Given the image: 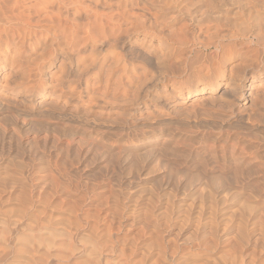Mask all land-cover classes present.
<instances>
[{"label":"rangeland","instance_id":"obj_1","mask_svg":"<svg viewBox=\"0 0 264 264\" xmlns=\"http://www.w3.org/2000/svg\"><path fill=\"white\" fill-rule=\"evenodd\" d=\"M0 4L18 6L13 15L7 7V12L4 8L0 14V35L9 32V40L4 35L0 41V124L9 132L5 140L1 139L6 144L0 148V196H8L4 186L9 187L19 175L28 194L32 193L31 200L42 211L39 218L52 212V221L58 222L56 228L67 229V233L79 228V237L71 238L79 247L83 241L77 243V239L85 229V212L90 209L88 212L96 215L99 209L97 215L103 217L94 219L111 226L113 241L122 238L114 241L116 248L122 245L118 250L130 247L132 239L143 237L137 212L141 215L145 206L153 205L162 218L169 207L174 216L178 215L177 220L187 217L177 225L180 237L170 236L181 245L179 259L197 263L205 262V257L213 258V262L223 258L227 261L229 253L222 250L230 247L220 244L216 250L204 251L202 245H196V241L207 240L202 238V231H196L195 217L197 208L206 209L210 204L209 200L203 203L206 197L201 194L208 190L203 187L208 181L200 178L192 182L188 172H196L200 166L226 172L234 168L233 160L239 161V157L255 162L241 165L244 170H253L250 179L242 177L239 183L231 181L227 188L219 187L223 189L218 197L227 191L229 200L218 204L216 214L220 220L238 210L239 197L255 208H264V0H0ZM12 25H16L15 32L10 29ZM65 33L77 37L74 43L64 37ZM157 56L160 63L153 60ZM30 91L29 101H23V95ZM20 108L30 111L29 115L18 111ZM10 113L13 120L8 118ZM75 128L78 132L69 133ZM78 138L93 145L87 147L82 141L79 145ZM161 139L174 140L172 150L166 152L178 156L166 153L169 162L164 161L169 165L162 160L163 165L143 179L125 175L120 162L105 165L100 141L112 144L111 152L123 149L128 155L141 153L143 148L139 146L147 147ZM154 158L147 159L149 166L162 159ZM171 166L175 168L170 170ZM176 168L183 172L175 170L180 173L174 176ZM167 170L174 173L168 175ZM9 173L5 185L3 177ZM228 185L236 192L234 200L229 198L233 199ZM13 192V200L11 197L0 205V231L6 238L14 236L12 220L18 218L20 190ZM104 194L118 201L111 202ZM102 198L108 205L98 203L96 207L97 199ZM114 206L125 207L124 213ZM132 206L135 217L129 215ZM255 213L264 215L259 209ZM58 237L50 249L57 256L43 254V247L28 251L21 243L5 246L0 241V264H72V260L83 264L78 252L69 256L71 249L62 246L64 238ZM144 237L137 239L143 249L151 246L148 241L153 239L152 234ZM36 250L46 258L41 259ZM244 252L247 256L254 252V261L249 258L238 264H264V241L252 239Z\"/></svg>","mask_w":264,"mask_h":264},{"label":"bare ground","instance_id":"obj_2","mask_svg":"<svg viewBox=\"0 0 264 264\" xmlns=\"http://www.w3.org/2000/svg\"><path fill=\"white\" fill-rule=\"evenodd\" d=\"M245 6V5H244ZM3 7V8H2ZM6 7L7 8H9L8 9V12L10 11V13H11V15H13L14 13V9H16V7H18L17 6V4H0V14L2 13L1 11H3V9L5 8V10H6ZM248 7H250V6H248ZM20 8V7H19ZM253 8V7H252ZM251 8V9H252ZM5 11H3V13H4ZM6 12H7V10H6ZM28 15V14H27ZM2 16V15H1ZM243 16V15H242ZM28 17V16H27ZM1 18V17H0ZM4 18V17H3ZM2 18V19H3ZM244 18V17H243ZM10 22L11 21H9L8 23L10 24ZM11 24H12V22H11ZM1 25V24H0ZM47 25V24H46ZM51 25V24H50ZM7 27H9V26H7ZM15 27H16V25H15ZM15 27L12 25V26H10V29L13 31V32H15ZM19 27V26H18ZM1 28V27H0ZM20 28V27H19ZM40 28V27H39ZM46 28V27H45ZM18 29V28H17ZM22 29V28H21ZM0 31H1V29H0ZM19 30H17V32H18ZM61 31V30H60ZM71 32H73L72 30H70ZM70 31H68V32H70ZM2 32V31H1ZM4 32V31H3ZM28 32V31H27ZM66 32V31H65ZM9 32H7V31H5L4 33H1V34H4V35H0V41H1V39H2V37L4 36V37H6L5 39H8L9 40V34H8ZM74 33V32H73ZM11 34V33H10ZM55 34V33H54ZM66 34V33H65ZM75 34V33H74ZM11 35H15V33L14 34H11ZM68 35V36H67ZM32 36V35H31ZM34 36H35V34H34ZM67 37V39H70V40H68L69 42H73L74 43V40L77 38H75V36L73 35V34H66V35H64V37ZM33 37V36H32ZM122 38V37H121ZM12 39V38H11ZM10 39V40H11ZM6 40H4V42H5ZM3 42V41H2ZM3 42V43H4ZM7 42V41H6ZM11 42V41H10ZM1 43V42H0ZM10 44V43H9ZM7 45V44H6ZM5 45V46H6ZM1 46V45H0ZM8 46V45H7ZM215 46V45H214ZM0 48H2V47H0ZM138 51V50H137ZM145 52V51H144ZM143 51L141 52V53H144ZM137 54V53H136ZM147 55H148V53H147ZM140 57V56H139ZM158 57V56H157ZM155 58V59H153V60H158L159 59V57L158 58ZM143 60V59H142ZM159 61V60H158ZM148 62V61H147ZM161 62V59H160V61H159V63ZM158 63V62H157ZM156 63V64H157ZM152 64V63H151ZM162 64V63H161ZM158 65V64H157ZM161 66V65H160ZM160 66H158L157 68H159ZM189 68V67H188ZM163 69V68H162ZM191 69V68H190ZM154 70V69H153ZM156 70V69H155ZM65 71V70H64ZM193 71V70H192ZM191 74H192V72H191ZM66 75H68L67 73L65 74V76ZM153 77V76H152ZM150 79V78H149ZM158 79V78H157ZM250 86L252 85V83H253V80L252 81H250ZM250 86H248V88H251ZM139 88V87H138ZM228 90V89H227ZM225 91V90H224ZM230 91V90H229ZM27 93V92H26ZM25 93V95H23V97H22V100L23 101H29V98L31 97V91L29 92L30 94H26ZM222 93V92H221ZM131 108V107H130ZM132 109V108H131ZM0 110H3L2 109V107L0 106ZM16 110H17V108H16ZM27 110V109H26ZM29 110V109H28ZM18 111H22L23 112V114H27V115H29V113H30V111H28L29 113H26L25 111H24V109L23 108H20V109H18ZM14 112H15V109H14ZM21 112V113H22ZM42 114H44V112L42 113ZM131 114V113H130ZM26 115V116H27ZM32 115V114H31ZM6 116H8V115H6ZM18 116H20V115H18ZM24 116V115H23ZM8 118L10 119V120H13V118H12V114L10 113L9 114V116H8ZM5 119V118H4ZM9 119L7 120V121H9ZM167 119V118H166ZM165 119V120H166ZM30 120V119H29ZM28 120V121H29ZM33 120V119H32ZM161 121H163V120H161ZM167 121V120H166ZM12 122L13 121H11V124H12ZM26 122V121H25ZM25 122H20V123H22V126L25 124ZM165 122V121H164ZM31 123V122H30ZM6 124V123H5ZM45 126V125H44ZM49 126H51V125H49ZM54 127L56 126V125H53ZM52 126V127H53ZM53 127V128H54ZM90 127V126H89ZM88 127V128H89ZM65 128V127H64ZM97 129V128H96ZM159 129V128H158ZM157 129V130H158ZM66 130V129H65ZM68 130V129H67ZM89 130V129H88ZM91 130V129H90ZM89 130V131H90ZM176 130V129H175ZM69 133H71V131H73V132H78V130H76V128L75 129H72V130H70L69 129ZM87 131V130H86ZM105 131V130H104ZM134 131V130H133ZM177 131V130H176ZM102 132V131H101ZM100 132V133H101ZM8 133L9 132H7L6 130H5V126L3 127L1 124H0V140L2 139V140H5V136H6V134H7V136H8ZM65 133V132H64ZM85 133V130L83 129V134ZM99 133V132H98ZM104 133V132H103ZM170 133V132H169ZM72 134V133H71ZM132 134V133H131ZM133 134H134V132H133ZM116 135H118V134H116ZM120 136H121V134H119ZM13 136H14V134H13ZM97 136V135H96ZM133 136V135H132ZM167 136V135H166ZM3 137V138H2ZM110 137V136H109ZM118 137V136H117ZM11 138V137H10ZM96 138V137H95ZM99 138V137H98ZM112 138V137H111ZM111 138H107V141L108 140H110V141H112V139ZM116 139V138H115ZM2 140L0 141V148H4V144H6L5 142L6 141H4V142H2ZM119 140H120V138H119ZM125 140V139H124ZM8 141V140H7ZM10 141H12V139L10 140ZM16 141V140H15ZM71 141V140H70ZM77 141H78V144L80 143L81 145H82V143H81V141L82 142H84L83 144H87V147H89V146H91V145H93V143H86V141H84L82 138L81 139H77ZM109 142V141H108ZM122 142V141H121ZM154 142V141H153ZM12 144L11 142H8V144ZM13 143H14V141H13ZM100 143H101V149H103V157L105 158V165H107L108 167L111 165H114V164H117V163H119L120 162V164H121V166H122V172L123 173H126L125 175H130V176H134V177H136V179H143L145 176H147V175H149L150 173H153L155 170H158V167L160 166V165H163L162 163L163 162H161L162 160L164 161V159L165 160H167L168 161V159H166L165 157L167 156V155H165L166 153H169V152H166V151H169V150H172L171 149V147L172 146H174V145H172V143H174V140H167V139H161V140H158L156 143H153V144H147L148 146L147 147H145L146 145L145 144H143V145H141V146H139L140 148H143V150H142V152L141 153H139V152H130L128 155H127V153L126 152H124L123 153V149H121V150H123V151H116V152H111L112 150L111 149H109V147H112L111 145L112 144H109V143H103V141L101 142L100 141ZM103 143V144H102ZM8 144L6 145V149H8L7 148V146H8ZM69 144H71V143H69ZM68 144V145H69ZM79 144V145H80ZM15 145H18L17 143H15ZM13 146V147H15L16 148V146ZM10 146V145H9ZM19 147V146H18ZM22 147V146H21ZM66 147V146H65ZM127 147V146H126ZM145 147V148H144ZM234 147V146H233ZM67 148V147H66ZM137 147H134L132 150H135ZM9 149H10V147H9ZM244 149V148H243ZM243 149H241V150H243ZM1 150V149H0ZM2 150H4V149H2ZM19 150V149H18ZM131 150V151H132ZM20 151V150H19ZM244 151V150H243ZM102 152V151H101ZM262 152V151H261ZM120 153H122V154H120ZM171 153H173V155L174 154H177L176 152H172L171 151ZM171 153H169V154H171ZM245 153V152H244ZM168 154V155H169ZM190 154V153H189ZM188 154V155H189ZM184 155V154H183ZM235 155V154H234ZM237 155V154H236ZM235 155V156H236ZM240 155V154H239ZM242 155V154H241ZM240 155V156H241ZM254 155V154H253ZM151 156H154L155 158V160L156 161H159L160 159V157L162 158L161 160H160V162H161V164H160V162H153L154 163V165H152V166H149V164H148V161H147V159L150 157L151 158ZM177 156H178V154H177ZM185 156V155H184ZM190 156V155H189ZM229 156V155H228ZM257 156V155H256ZM259 156V155H258ZM169 157V156H168ZM170 157H171V155H170ZM174 157H175V155H174ZM244 157V156H243ZM177 158V157H176ZM179 158V157H178ZM237 158H238V155H237ZM240 158V157H239ZM238 158V160L239 161H234L233 160V165H234V168L232 169V170H229V171H227L226 170V172H224V170L225 169H218L217 167H216V169H218V170H212V169H209V170H211V171H209L208 170V168L205 166V167H203L202 166V168H201V166L199 165V163H198V167H199V169H197L196 170V172H188L189 174H191V175H189V177L190 178H192V182H194L195 181V179H197V181L199 182V179L200 178H207V179H205V180H207L208 182H206L204 179H203V181H205V186H203L204 188H207L208 190L207 191H205V192H207V194L206 195H204V193L202 192L201 194H203V196H205L206 197V199H204L205 197H203V198H201V199H204L203 200V203H204V201L206 200V203H207V201L209 200L210 201V204L208 203V207H206V209L205 208H200V209H198L197 208V214H196V217H195V219H196V231H198V230H200V232L202 231V238L203 237H205V238H207V240L206 241H204L203 239H200V240H203L202 242H199L198 243V241H196L197 243H196V245L197 246H200V245H202L203 246V248L205 249L204 251H209V250H211L212 248H213V250L215 249H217V248H219V247H216V246H220V244H222L220 247H230V248H228V249H226V250H222V253H224V252H226L227 251V253H229L228 254V260L227 261H225V259L223 258V259H219V261H217V262H213L212 261V259L211 258H209V257H205V262L204 261H202V263L198 260V262L199 263H197V260L196 261H193V262H187V261H185V260H181V259H179V252H180V246L181 245H178V243H177V241L178 240H175L174 239V241H173V239H171L170 238V236H172V235H174L175 234V236H173L172 238H174V237H180L179 235H177V232L179 231V234L181 235V233H180V229L176 232V229H177V225H178V223H180V224H183V223H181V222H183L185 219H184V217L185 218H187L186 216H183V217H181L182 219V221L181 220H177L178 218V215H175L174 216V214H173V211H172V209L170 208L169 209V207H167L166 208V210L167 211H165L164 212V216L161 218V216H160V214H158L157 212H156V210H155V208H154V206L152 205V207L150 206V207H146L145 206V210H144V212L143 213H141V215L139 214V212H137V216L135 215V213H136V211H135V206L133 207L134 208V210H132V212H131V210H130V216H133V217H135L136 216V218H138V217H140V219H141V231L139 230V232H142L141 233V235H143V237L144 236H146L147 234H152V237H153V239H151L152 241H148V242H150L149 243V245H151V246H149L148 247V245L147 246H143V247H145L144 249L142 248H140V246H139V244H140V242H139V240L137 241V239H139V238H143V237H139V238H136V236H135V240H133L132 238V240L134 241L133 242V244H131L132 243V240H131V242H129V246L130 247H128V248H121L120 250H118L122 245L121 244H119V243H117V244H119V245H121L119 248H116V242H114L115 240L116 241H118L117 239H115L114 241H113V239H112V236H111V233L112 232H110V231H112L111 230V226H105L104 224H101L100 222L102 221H99L98 219H94V218H97L98 217V215L97 214H99V212H100V210H99V212H98V210H97V212H96V215H91L88 211L90 210H88L87 212H85V217L83 218L84 219V231H83V233L80 235V238L79 239H77V241L78 240H80V242H81V240L83 241V242H81L80 244H82L81 245V247H79L78 245H76L75 246V244L74 243H72L73 242V240L71 239V238H75V236H77L78 235V229H76L77 228V226H74V222H73V224H71L72 226H74L75 227V232H74V230H73V232H70V230H69V232L67 233V229H64V228H56V223H58V222H54V221H52V219H53V217H52V212H51V214H48L46 211L44 212V213H47L44 217H43V219L41 220L40 218H39V215H40V213L42 212L41 210H40V212H39V210L37 209V207H36V203L34 202V200L32 201L31 200V198H32V196L30 195V193L28 194V191H27V186L24 184V182L21 180L22 178L19 176V175H17V176H15L14 177V181H11V185L9 186V187H5L4 186V188L6 189V191H7V193H8V196L7 197H2V196H0V205H1V203H3V201H4V203H3V205L5 204V201L6 202H8V201H10V198L12 197L11 196V194H13L14 192V190H20V194L18 195V197L16 196V193H15V195H13V196H16L17 197V200H18V207H17V215H18V218H16V219H13L12 220V224H13V229L15 230V234H14V236H9V237H5L4 236V234H2L3 233V231H0V241L2 242V244L3 245H11V244H19V243H21V244H23V245H25L26 247H27V249H28V251L31 249V248H37V250H39V249H41V247H43L44 249H45V252H43V254H45V255H47V256H51V255H53L51 252H50V249L54 246V244H55V241H56V239H57V237L58 236H62V238H64L63 240H64V242L62 243V242H60V244L63 246H69L68 248H70L71 249V251H69L70 253H68L69 254V256H72V255H74V251H76V252H78V253H76V255L78 256V257H80V260H82L81 262L83 263V264H238L237 262H239V263H243V262H247V259H252L253 261H254V252H251L248 256H247V253H245L244 251H245V248L247 247V245H249V243L251 242V240L253 239L254 241H258L259 239L261 240V241H264V215L262 216V217H260L259 216V214H257V213H255V210H261L262 212H264V208H262L261 206H259V208H255L249 201H247V200H245V199H243L242 197H239V198H237L236 200H237V204H238V207H240L241 208V210H240V208H238V210H236V211H231L228 215H226V216H221L220 217V220H219V217L217 216V206H218V204L220 203V205H222V204H224L225 202H227L229 199L228 198H226L227 196H226V192H225V194L224 195H222L221 197H218V195H220V193H222V192H220V190H222L221 188H220V190H219V187L222 185V186H224L225 185V188H227V184H230V182L232 181H235L234 183H237L238 181L237 180H242L243 178L242 177H249L248 179H250V177L252 176V172H253V170L252 169H250V170H244L243 169V167L241 168V165L243 164V163H245V162H247L246 164H248V162L249 163H251V161L250 160H246L245 158H240L239 159ZM248 158V157H247ZM257 158V157H256ZM198 159V158H197ZM197 159H195V160H197ZM200 159V158H199ZM253 159H255V157L253 158ZM258 159V158H257ZM201 160V159H200ZM205 160V159H204ZM207 160V159H206ZM226 160V159H225ZM223 161L224 163L226 162V161ZM231 160V159H230ZM213 161V160H212ZM253 161V160H252ZM260 161V160H259ZM152 162V161H151ZM169 162V161H168ZM200 162V161H199ZM208 162V161H207ZM214 162H216V161H214ZM222 162V161H221ZM260 162H262V161H260ZM167 164V162L166 161H164V164ZM175 163V162H174ZM204 163H205V161H204ZM219 163V162H218ZM217 163V165H219ZM252 163H255V162H252ZM251 163V164H252ZM165 164V165H166ZM192 164H193V162H192ZM191 164V165H192ZM222 164V163H221ZM228 164V163H227ZM167 165H169V164H167ZM171 165V164H170ZM176 166H177V164H175ZM197 165V164H196ZM216 165V164H215ZM223 165H225L226 166V164H223ZM250 165V164H249ZM253 165V164H252ZM256 165V164H255ZM194 166V165H193ZM244 166H246V165H244ZM259 166V165H258ZM166 167H168V166H166ZM179 167V166H178ZM190 167V166H189ZM197 167V166H196ZM213 167V166H212ZM215 167V166H214ZM221 167H224V166H221ZM173 169V168H175V167H173V166H171V167H169V169ZM206 168H207V170L208 171H206ZM115 169V168H114ZM170 169V170H171ZM180 169V168H179ZM178 168H176V169H174V171L175 170H179ZM194 169V168H193ZM259 169H260V166H259ZM166 171V173L168 174V175H171L172 173H174V171L172 170V172L171 171ZM181 170H183V169H181ZM188 170V169H187ZM113 171V170H112ZM115 171H116V169H115ZM118 171H120V170H118ZM180 171V170H179ZM178 171V173H182L183 171H180L179 172ZM260 171V170H259ZM110 172V171H109ZM170 172H171V174H170ZM176 172V171H175ZM262 172H264V171H262ZM116 173H117V171H116ZM177 172L176 173H174V176H177V174H178ZM184 173H186L187 175H188V173L187 172H184ZM260 174H261V171L259 172ZM133 174H135V175H133ZM244 174H245V176H244ZM11 174L9 173L8 175H5V177H3V184H5V183H8L9 182V180H8V177L10 176ZM24 175V174H23ZM185 176V175H184ZM257 176H259V174L257 175ZM120 177V176H119ZM262 177V176H261ZM169 178V177H168ZM176 178V177H175ZM178 178V177H177ZM187 178H188V176H187ZM193 179H194V181H193ZM247 179V180H248ZM262 179V178H261ZM25 180V179H24ZM188 180V179H187ZM245 180H246V178H245ZM176 181V180H175ZM188 181H190V180H188ZM237 181V182H236ZM26 182H27V180H26ZM178 182V181H177ZM192 182H188L189 184L190 183H192ZM231 182V183H232ZM31 183V182H30ZM176 183V182H175ZM203 183V182H202ZM201 183V184H202ZM239 183V182H238ZM187 184V183H186ZM6 185V184H5ZM28 185V184H27ZM176 185V184H175ZM177 185H178V183H177ZM188 185V184H187ZM194 184H192V186H193ZM203 185H204V183H203ZM44 186V185H43ZM192 186H190V187H192ZM201 186V185H200ZM199 186V187H200ZM30 188H31V186H29ZM33 187V186H32ZM203 187H201V188H203ZM228 187H229V185H228ZM198 188V187H197ZM203 188V189H204ZM3 189V188H2ZM38 189V188H37ZM171 189V188H170ZM177 189V188H176ZM175 189V190H176ZM200 189V188H199ZM94 190V189H93ZM205 190V189H204ZM228 191H230V190H232L230 187L227 189ZM33 192H34V190H32ZM173 191V190H172ZM203 191V190H202ZM1 192H5V191H1ZM41 192V191H40ZM174 192V191H173ZM201 192V189H200V191H199V193ZM101 193V192H100ZM119 193V192H118ZM3 194V193H2ZM32 194V193H31ZM34 194V193H33ZM127 194H129V193H127ZM200 194V195H201ZM228 194V193H227ZM231 194V196H232V198L233 199H231V197H229L230 198V200H234L235 199V194H236V192L235 191H233L232 190V192L230 193ZM5 195H7V194H5ZM40 195L41 194H39V197H37V198H40ZM95 195H97V194H95ZM105 196H107L106 194H104ZM113 196H114V194H112ZM98 196H99V194H98ZM110 196V195H109ZM115 196L116 197H118L119 198V196H117L116 194H115ZM34 198L33 199H35V197L36 196H33ZM102 197V196H101ZM100 197V198H101ZM104 197V196H103ZM111 197V196H110ZM110 197H108L107 196V198H110ZM121 197V196H120ZM150 197V196H149ZM13 198L14 197H12V200H13ZM46 198V197H45ZM44 198V199H45ZM99 198V197H98ZM113 198V197H112ZM112 198H110L111 200V202H113L114 201V199H113V201H112ZM242 198V199H241ZM46 199H48L47 201H48V203L50 202L49 201V198H46ZM90 199V198H89ZM116 199V201H118L117 200V198H115ZM201 199H200V201H201ZM17 200H16V202H17ZM37 200V199H36ZM91 200H93V199H91ZM98 201L96 202V207H97V204L99 203V204H103L104 203V200H103V198H102V200L101 199H97ZM122 200V199H121ZM124 200V199H123ZM122 200V201H123ZM136 200V199H135ZM149 200H150V198H149ZM105 201H106V197H105ZM107 201H109V200H107ZM116 201H114V202H116ZM45 202H46V200H45ZM125 202V201H124ZM41 203V202H40ZM134 203H136L135 201H134ZM39 204V203H38ZM38 204H37V206H38ZM46 204H47V202H46ZM90 204V203H89ZM104 204H106V205H108L107 204V202H105ZM131 204V203H130ZM133 204V203H132ZM131 204V205H132ZM137 204V203H136ZM2 205V206H3ZM43 205H45L44 203L42 204V206ZM50 205V204H49ZM126 206H127V204H125ZM134 205V204H133ZM200 205V204H199ZM99 206V205H98ZM100 206H105V205H100ZM129 206V205H128ZM127 206V207H128ZM169 206H171L172 207V205L170 204ZM47 207H48V205H47ZM89 207V206H88ZM91 207V206H90ZM117 207H119L118 209H117V211L119 210H124V208L121 206V208H120V206H114V208H115V210H116V208ZM126 207V208H127ZM200 207V206H199ZM6 208V207H5ZM113 208V209H114ZM123 208V209H122ZM43 209H45V206H44V208ZM42 209V210H43ZM129 209V208H128ZM137 209V208H136ZM2 210V209H1ZM51 210V209H50ZM4 211V210H3ZM5 211H7L8 212V210H6L5 209ZM53 211V210H52ZM104 211V210H103ZM118 211V212H119ZM39 212V213H38ZM109 212H110V210H109ZM117 212V213H118ZM123 213H124V211H122ZM127 212V211H126ZM101 213V212H100ZM115 213H116V211H115ZM116 213V214H117ZM120 213V212H119ZM118 213V214H119ZM117 214V215H118ZM222 214V213H221ZM16 215V216H17ZM44 215V214H43ZM83 215V214H82ZM81 215V216H82ZM104 215V214H103ZM105 215H108V212H106V214ZM113 216H114V214H112ZM120 215V214H119ZM121 215H123L122 213H121ZM120 215V216H121ZM135 215V216H134ZM91 216V217H90ZM92 216H93V218H92ZM94 216H96V217H94ZM129 216V217H130ZM103 216H101V217H98L99 219L100 218H102ZM114 217H116V216H114ZM114 217H112V218H114ZM129 217H127V218H129ZM92 218V219H91ZM105 218V217H104ZM130 218H132V217H130ZM94 219V220H93ZM120 219V218H119ZM123 219V218H122ZM122 219H120V221L122 220ZM125 219V218H124ZM123 219V220H124ZM139 219V218H138ZM104 220V219H103ZM106 220V219H105ZM109 220H110V218H109ZM107 221V220H106ZM113 221L115 222V219H111L110 220V222H112L113 223ZM119 221V220H118ZM125 221V220H124ZM131 221V220H130ZM129 221V223H131L132 224V222H130ZM134 221V220H133ZM136 221V220H135ZM181 221V222H180ZM1 222H3V220L1 219L0 220V223ZM40 222V224H43V225H37L38 223ZM122 222V221H121ZM127 222H128V220H127ZM75 223H76V221H75ZM78 223V222H77ZM76 223V224H77ZM82 223V222H81ZM103 223V222H102ZM105 223V222H104ZM120 223V222H119ZM134 224H135V222H133ZM137 223V222H136ZM185 223V222H184ZM37 225L38 227L36 228V229H34V227H36L35 225ZM75 224V225H76ZM118 224V223H117ZM127 224V223H126ZM112 225V224H111ZM115 225V224H114ZM124 225H125V223H124ZM124 225H122V226H124ZM129 225V224H128ZM198 225H199V228H198ZM71 226V227H72ZM116 226H118V225H116ZM81 227H82V225H81ZM119 228L121 227V224H120V226H118ZM117 227V228H118ZM128 227V226H127ZM130 227H131V225H130ZM180 227H183V226H181V225H179V228ZM124 228V227H123ZM126 228V227H125ZM71 229V228H70ZM113 229V228H112ZM116 229V228H115ZM115 229H113V230H115ZM145 229L147 230V231H145ZM151 229V233H149V230ZM82 230V229H81ZM138 233H136V235H137ZM138 236H140V235H138ZM137 236V237H138ZM78 237H79V235H78ZM147 237H149V236H147ZM194 237H197V236H194ZM200 238H201V236H199ZM59 238V237H58ZM145 238V237H144ZM122 239V238H121ZM120 239V240H121ZM147 239V238H146ZM197 239V238H196ZM75 240V239H74ZM120 240L118 241V242H120ZM124 240V239H123ZM125 240H128V239H125ZM141 240V239H140ZM183 240V239H182ZM188 240V239H187ZM191 240V239H190ZM189 240V241H190ZM193 241H194V238L192 239ZM129 241V240H128ZM208 241V242H207ZM123 242H125V241H123ZM172 242V243H171ZM186 242V241H185ZM72 243V244H71ZM77 243H79V241L77 242ZM147 243V242H146ZM179 243H180V241H179ZM184 243V242H183ZM191 243H192V241H191ZM1 244V243H0ZM79 244V245H80ZM124 244H126V243H124ZM143 244H145V243H143ZM148 244V243H147ZM181 244V243H180ZM194 244H195V242H194ZM193 244V245H194ZM61 246V247H62ZM78 246V247H77ZM255 246V245H254ZM60 247V246H59ZM60 247V248H61ZM66 247H62V248H64L65 250H66ZM245 247V248H244ZM67 248V249H68ZM139 248H140V250H139ZM70 249H68V250H70ZM191 249V248H190ZM36 250V251H37ZM52 250V249H51ZM64 250V252H66V251H68V250H66L65 251ZM127 250H129L128 251V253H126V251ZM189 250V249H188ZM188 250H186V252L188 251ZM212 250V251H213ZM62 251V250H61ZM140 251V252H139ZM64 252H62L61 254H62V256H65V255H63V254H65ZM181 252H183V251H181ZM189 252H190V250H189ZM193 252V251H192ZM192 252L190 253L192 256H193V254H192ZM37 253H41V251H37ZM60 253V252H59ZM67 253V252H66ZM200 253V252H199ZM56 254H58V253H54V255L53 256H57ZM61 254H60V256H61ZM182 254V253H181ZM186 254V253H185ZM189 254V255H190ZM204 255L205 254H208V253H203ZM40 256H41V259H44V258H46V256H44L43 258H42V253L41 254H39ZM59 255V254H58ZM138 255H140L139 256V258H138ZM187 255V254H186ZM22 255H19V257H21ZM59 256V257H60ZM61 256V257H62ZM248 257V258H246V257ZM184 257V256H183ZM38 258V257H37ZM68 258V255L66 256V259ZM74 258H76V257H74ZM40 259V258H39ZM40 259V260H41ZM64 259V261H65V257L63 258ZM70 259V258H69ZM73 259V258H72ZM249 259V260H250ZM251 260V262L253 263V261ZM21 261V260H20ZM67 261H69L68 259H67ZM73 261V263L72 264H75L74 263V260H72ZM71 261V262H72ZM213 262V263H212ZM18 264V263H17ZM69 264H71V263H69Z\"/></svg>","mask_w":264,"mask_h":264}]
</instances>
